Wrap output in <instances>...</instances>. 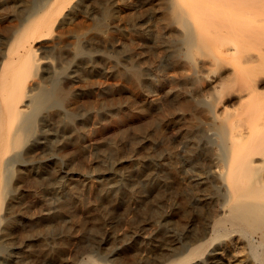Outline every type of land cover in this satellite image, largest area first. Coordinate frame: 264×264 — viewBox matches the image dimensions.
Listing matches in <instances>:
<instances>
[{"label":"bare ground","instance_id":"obj_1","mask_svg":"<svg viewBox=\"0 0 264 264\" xmlns=\"http://www.w3.org/2000/svg\"><path fill=\"white\" fill-rule=\"evenodd\" d=\"M15 1L0 47V264L48 254L50 218L108 246L109 260L79 259L60 224L58 264H264V0ZM62 126L63 161L100 172L86 183L37 152ZM51 180L60 199L28 214L41 201L24 205V188Z\"/></svg>","mask_w":264,"mask_h":264},{"label":"rangeland","instance_id":"obj_2","mask_svg":"<svg viewBox=\"0 0 264 264\" xmlns=\"http://www.w3.org/2000/svg\"><path fill=\"white\" fill-rule=\"evenodd\" d=\"M10 2V3H9ZM11 3H12V5H11ZM16 3V4H15ZM15 3H14V0H0V14H1V16H0V18L1 19H3L1 22H0V25H1V27H0V47H1V45L2 44H4L6 41H7V39L9 38V36H11L12 35V29L13 28H15L16 27V25L17 24H19V19L17 18L18 17V15L20 14V13H22L23 11H22V8L20 7V6H18L19 4H17V2L15 1ZM14 4H15V7L16 6H18V7H16V8H14ZM6 6V7H5ZM11 6V7H10ZM16 10V13H15V10ZM18 9V10H17ZM10 11H11V13H10ZM19 11V12H18ZM2 13H5V14H2ZM3 15H5V16H3ZM7 15H9V17L7 16ZM14 15V16H13ZM12 16V17H11ZM7 17V18H6ZM10 17L12 18V19H10ZM5 18V19H4ZM9 21V22H7V21ZM12 20V21H11ZM17 21V22H14V21ZM3 26V27H2ZM2 28V29H1ZM2 40H4V41H2ZM3 42V43H2ZM81 88V87H80ZM80 88H78L79 90H80ZM82 89V88H81ZM67 103V102H66ZM65 103V104H66ZM80 102H78L76 105L77 106H75L74 108V110H77L76 111V113L77 114H81L82 112H81V110L83 111V108H84V105L82 104V103H80ZM65 104H64V106H65ZM82 104V105H81ZM81 105V106H80ZM82 108V109H81ZM64 126H65V124H64ZM64 126H62V127H60V129L59 130H52V131H50L49 130V132H51V133H53V136L51 135V137H50V139H49V137H47L46 136V138H45V141H44V139H42L41 140V143L39 144V147H38V150L39 151H37L39 154H40V156H42V159H47V158H49V157H52V156H57L58 158H60L59 159V164H60V176H63L66 172H67V169H68V171H69V168H73L74 169V171H76L77 173L79 172L80 174H83L82 175V178H87L86 180H85V183L89 180V177H91V176H97L98 174H100V172H99V170H97L98 168L97 167H95V166H93V168L91 167V166H88V167H85V169L84 168H78V167H72V165H71V163L68 161H63V159L62 158H67V151H68V149L67 148H69V147H66V146H64L63 145V147L61 148V150H59V148H60V144H62L61 143V140H63V138H66V137H68V135L70 134L66 129H65V127ZM58 131V132H57ZM57 133H58V136H57ZM69 133V134H68ZM67 134V135H66ZM98 134H95L94 135V138H95V143L97 144V146H98V141H99V135L97 136ZM64 136V137H63ZM96 136V137H95ZM55 139H54V138ZM57 137V138H56ZM60 137H62V138H60ZM53 139V140H52ZM56 141V142H55ZM46 142V143H45ZM49 142V143H48ZM51 142V143H50ZM48 143V144H47ZM43 144V145H42ZM50 145V146H49ZM43 146V148H41ZM45 146V147H44ZM97 146H95V149H93V151H92V153H93V155H92V157H91V159L92 160H94V162L95 161H98V160H100V159H102V160H104L105 161V163L107 164V165H110L111 164V162L113 161L112 160V158L109 156V153H107V154H105L104 156H102L101 155V153H100V151H99V148L97 147ZM48 147H50V148H48ZM98 149V150H97ZM67 150V151H66ZM40 151H42L41 153H40ZM48 151H50V152H48ZM96 151V152H95ZM69 152V151H68ZM98 152V153H97ZM50 153V154H49ZM46 154V155H45ZM63 155V156H62ZM96 155V156H95ZM102 158H101V157ZM100 157V158H99ZM86 161H89V160H87L86 159ZM51 168V167H50ZM66 169V170H65ZM95 169V170H94ZM52 170V169H51ZM92 170H94V171H92ZM66 171V172H65ZM94 174H93V173ZM86 175V176H85ZM52 180H53V178L54 177H50ZM65 179V178H64ZM50 181L49 183H50V186L49 187H47L46 186V184H41V185H39V186H32V187H25L24 188V190H23V193L25 194V196L22 198V201H23V203H24V205H28V204H31L32 202H33V200H38V201H41L40 203H42V204H40V203H38L39 205L38 206H36L37 207V209L35 208V210L33 209V210H30L29 212H28V214H37L36 213V211H38L39 209H41V208H45V207H47V206H54V204H56L57 203V201L60 199V196H61V193H59V191H58V188L56 187V185H54V183H53V181ZM83 182H81V184L80 185H78L79 186V189H80V196H81V199H82V202L84 203V205L86 204L87 206L89 205V206H91V204H93L94 203V201L95 200H91V198L92 199H94L90 194H88V190L87 189H84V187H83ZM29 191V192H28ZM52 192V193H51ZM35 193V194H34ZM50 194H52V195H50ZM83 196V197H82ZM38 197V198H37ZM88 197H90V198H88ZM28 198V199H27ZM34 198V199H33ZM51 198V199H50ZM33 199V200H32ZM29 200V201H28ZM52 200V201H51ZM177 200V199H176ZM26 201V202H25ZM46 201H48L49 202V204H51V205H47V203H46ZM178 201V200H177ZM44 203H46V204H44ZM38 207H39V209H38ZM85 212V211H84ZM83 211H78V215L77 216H79V217H82L83 215V220L85 219L84 217H86V219L84 220L85 221V224H87V225H90L91 224V220H90V218L88 217V215H86L85 213H84ZM82 213V214H81ZM176 213H178V214H176ZM181 212H180V210L179 209H177L176 211H174V213L172 214V220L173 221H175V222H177V223H181V222H185V219H184V217L180 214ZM174 214L176 215V216H174ZM86 215V216H85ZM178 215V216H177ZM174 216V217H173ZM88 218H89V220H88ZM64 221V220H63ZM15 224H17V223H15ZM43 224H45V225H43ZM56 224V225H55ZM60 224H66V226H69V227H71V231H72V233H71V236L73 237V239L74 240H77V245L75 244V246H78V244H79V246H78V250H81V251H83V252H81L82 254H80L79 256H78V258L79 259H82V258H85L87 255H92L96 260H98V261H103V259L104 258H106L107 260H109V257L107 256V254H108V246H105V245H98L97 243V241H96V238L94 237V236H92V235H90V234H87L86 235V237L85 238H83V239H76V237H77V235H78V231H75V229H77L78 230V228L75 226V225H72L73 223L72 222H68V221H66V222H64V223H60L59 221L57 222V220H56V218H50V220H49V222L48 223H42L40 226H42V227H40V228H44V230H43V233H44V235L47 237V243H48V246H49V249H50V251H49V253L48 254H45V253H43V252H40V251H34V252H29V253H26V255H28V257L27 258H30V260H31V262H33L34 264H45V262H46V264H58V262L57 261H59V259H58V256H57V253H56V247H57V242H59L60 240H63V238L65 239V237L67 236V231H66V226H65V228H63V227H61L60 226ZM19 225V224H18ZM39 228V229H40ZM70 231V232H71ZM70 232H69V234H70ZM19 235V236H18ZM56 235V236H55ZM18 238L19 240H17V239H15L14 241H13V243H14V245L13 246H11L10 247V250L12 251L13 249V251H16L17 249H18V247L20 246V240H21V238H19L20 237V234L19 233H15L14 232V238ZM55 238V239H54ZM50 239V240H49ZM49 240V241H48ZM52 240V241H51ZM72 240V239H71ZM54 242L55 243V245L53 244V243H51V242ZM56 241V242H55ZM20 242V243H19ZM81 242V243H80ZM84 242V243H83ZM97 242V243H96ZM18 243V244H17ZM51 243V244H50ZM70 240H69V242H67V245H66V249H68V248H70L72 245H70ZM80 244H82V245H80ZM103 246V247H102ZM12 247H14L13 249H12ZM51 247V248H50ZM99 247H100V250H99ZM86 249H87V251H86ZM88 249H90V250H88ZM94 249V250H93ZM102 249H103V251H102ZM23 251V250H22ZM99 251H100V253H99ZM90 253V254H89ZM97 253V254H96ZM106 253V254H105ZM95 254L97 255V257L95 256ZM101 254V255H100ZM0 255L2 256H0L1 258H3L4 256H5V253L4 252H0ZM37 256H39V257H37ZM41 256L43 257V258H41ZM52 256V257H51ZM100 256V257H99ZM36 257V258H35ZM108 257V258H107ZM39 258V259H38ZM45 258V259H44ZM100 258V259H99ZM40 260V261H39ZM37 261V262H36ZM44 262V263H42V262Z\"/></svg>","mask_w":264,"mask_h":264}]
</instances>
